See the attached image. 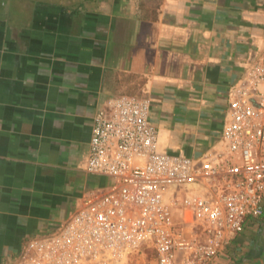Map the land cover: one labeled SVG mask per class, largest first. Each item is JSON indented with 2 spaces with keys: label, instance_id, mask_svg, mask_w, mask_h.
<instances>
[{
  "label": "crops",
  "instance_id": "0c3cea01",
  "mask_svg": "<svg viewBox=\"0 0 264 264\" xmlns=\"http://www.w3.org/2000/svg\"><path fill=\"white\" fill-rule=\"evenodd\" d=\"M264 58V0H0V264L85 192L93 115L148 98L157 149H220L229 89ZM209 264H264V213Z\"/></svg>",
  "mask_w": 264,
  "mask_h": 264
},
{
  "label": "built area",
  "instance_id": "2783aa9c",
  "mask_svg": "<svg viewBox=\"0 0 264 264\" xmlns=\"http://www.w3.org/2000/svg\"><path fill=\"white\" fill-rule=\"evenodd\" d=\"M150 101L127 94L93 115L85 170L112 178L14 264H209L264 213V58L229 89L223 147L195 158L157 149Z\"/></svg>",
  "mask_w": 264,
  "mask_h": 264
},
{
  "label": "rangeland",
  "instance_id": "374dc122",
  "mask_svg": "<svg viewBox=\"0 0 264 264\" xmlns=\"http://www.w3.org/2000/svg\"><path fill=\"white\" fill-rule=\"evenodd\" d=\"M150 253L147 251L146 255L139 256L135 261H133L135 264H150L151 260L149 259Z\"/></svg>",
  "mask_w": 264,
  "mask_h": 264
}]
</instances>
